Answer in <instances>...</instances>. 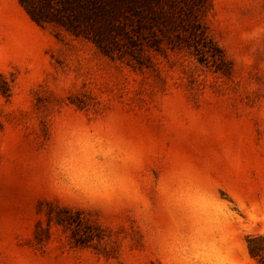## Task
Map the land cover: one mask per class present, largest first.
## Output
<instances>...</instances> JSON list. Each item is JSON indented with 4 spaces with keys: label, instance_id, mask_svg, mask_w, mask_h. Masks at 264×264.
<instances>
[{
    "label": "rangeland",
    "instance_id": "374dc122",
    "mask_svg": "<svg viewBox=\"0 0 264 264\" xmlns=\"http://www.w3.org/2000/svg\"><path fill=\"white\" fill-rule=\"evenodd\" d=\"M111 2L0 0V264H264V0Z\"/></svg>",
    "mask_w": 264,
    "mask_h": 264
},
{
    "label": "trees",
    "instance_id": "16d2710c",
    "mask_svg": "<svg viewBox=\"0 0 264 264\" xmlns=\"http://www.w3.org/2000/svg\"><path fill=\"white\" fill-rule=\"evenodd\" d=\"M55 1L57 6L54 5ZM22 2L37 22H57L76 34H87L91 31L94 34L92 40L100 47L102 46L99 38L106 34L114 15L111 0H37V6L34 0H22ZM193 35L198 54L202 57L211 56L216 63H219L220 56L217 49L197 30ZM253 240L254 238L249 239V250L252 255H257L258 252L255 251L260 248L253 246Z\"/></svg>",
    "mask_w": 264,
    "mask_h": 264
}]
</instances>
